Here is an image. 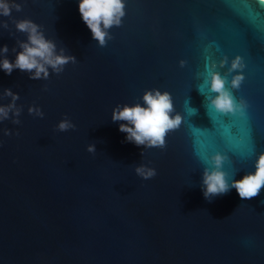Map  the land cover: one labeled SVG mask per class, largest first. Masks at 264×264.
Wrapping results in <instances>:
<instances>
[{
  "label": "water",
  "instance_id": "obj_1",
  "mask_svg": "<svg viewBox=\"0 0 264 264\" xmlns=\"http://www.w3.org/2000/svg\"><path fill=\"white\" fill-rule=\"evenodd\" d=\"M15 2L22 11L0 17L9 24L0 47L10 61L17 39L26 40L13 19L27 18L77 62L59 74L49 69L47 80L0 69V95L11 89L22 107L20 124L0 122V264H264V188L244 200L234 188L210 202L202 192L212 155L227 157L222 171L231 183L253 173L264 152V5L125 0L121 26L100 47L79 0ZM238 55L245 79L231 89L235 73L227 69ZM212 63L237 102H247L244 116L218 113L206 99L216 95ZM151 89L169 92L171 115L183 117L164 149L126 142L122 122L111 119L117 105L143 104ZM65 118L75 129L57 130ZM140 164L157 174L139 177Z\"/></svg>",
  "mask_w": 264,
  "mask_h": 264
},
{
  "label": "clouds",
  "instance_id": "obj_2",
  "mask_svg": "<svg viewBox=\"0 0 264 264\" xmlns=\"http://www.w3.org/2000/svg\"><path fill=\"white\" fill-rule=\"evenodd\" d=\"M259 4L264 5V0H259ZM13 9L20 12L22 5L16 3L15 0H0V17L11 18ZM78 9L92 38L98 42L100 47L106 46L107 41L113 38L109 30L114 26H121L122 18L126 15L125 0H79ZM13 23L17 32L25 34L26 40L17 39L16 43L20 51L16 52V48L12 49L13 52H16L14 61L7 58L6 54L9 52L7 45L0 47V69L6 74L11 75L14 70L19 69L29 73V78L32 80H47L50 75L49 69L59 74L63 72L65 65L77 62L74 56L65 54L64 48L57 51L56 43L46 38L41 25L27 18L13 19ZM8 28L7 21L0 20V29L7 30ZM185 64L186 61H180L181 67ZM227 64L228 57L224 56L219 61V67L223 68ZM216 67V63H212L210 68L206 65L210 76L209 91L216 94L206 97V99L218 113L225 116L236 114L244 116L248 107L247 102L243 98L237 102L232 91L226 86L228 84L227 74L221 76L218 71L214 70ZM244 68L242 57L238 55L232 59L230 67L227 69L228 74L235 73L230 81L231 89L240 88L245 79ZM205 83H209V81L206 79ZM7 97L11 98L10 102L0 104V122L11 119L13 124L18 125L21 123L19 116L22 111V107L17 106L16 103L20 98L19 94L14 93L11 89H4L0 99ZM142 101L143 104L135 103L131 106L128 104L117 105L112 110L111 119L113 122H122L119 123V131L126 134V142L143 146V148L164 149L166 137L170 132L179 129L183 117L180 114L171 115L175 109L171 94L167 91L146 90ZM28 112L37 117L43 118L44 116L43 111L35 106H30ZM75 127L71 120L65 118L58 123L57 130L65 132L75 129ZM3 131L6 136L12 135L9 129ZM87 151L95 153V144H89ZM226 159L227 157L220 153L209 158L212 167H205L202 177L204 198L210 202L214 197L227 194L232 188L237 191L242 200L258 196L261 189L264 188V152L257 156L253 173L246 174L240 180L233 179L231 183H229L226 173L222 171ZM134 171L145 180L151 179L157 174L155 168L144 164L136 166Z\"/></svg>",
  "mask_w": 264,
  "mask_h": 264
},
{
  "label": "bare ground",
  "instance_id": "obj_3",
  "mask_svg": "<svg viewBox=\"0 0 264 264\" xmlns=\"http://www.w3.org/2000/svg\"><path fill=\"white\" fill-rule=\"evenodd\" d=\"M259 1V0H258Z\"/></svg>",
  "mask_w": 264,
  "mask_h": 264
}]
</instances>
